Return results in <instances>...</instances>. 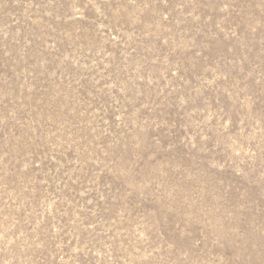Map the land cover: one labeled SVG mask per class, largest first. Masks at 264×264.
<instances>
[{"label": "rangeland", "instance_id": "374dc122", "mask_svg": "<svg viewBox=\"0 0 264 264\" xmlns=\"http://www.w3.org/2000/svg\"><path fill=\"white\" fill-rule=\"evenodd\" d=\"M0 264H264V0H0Z\"/></svg>", "mask_w": 264, "mask_h": 264}]
</instances>
